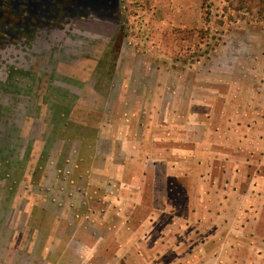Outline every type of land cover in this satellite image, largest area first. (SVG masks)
I'll list each match as a JSON object with an SVG mask.
<instances>
[{"label":"rangeland","instance_id":"obj_1","mask_svg":"<svg viewBox=\"0 0 264 264\" xmlns=\"http://www.w3.org/2000/svg\"><path fill=\"white\" fill-rule=\"evenodd\" d=\"M122 3L135 75L44 113L50 163L16 171L3 197L0 264H264V20L236 0ZM134 139L158 161L199 147L187 156L205 164L141 176L135 202Z\"/></svg>","mask_w":264,"mask_h":264},{"label":"flooded vegetation","instance_id":"obj_2","mask_svg":"<svg viewBox=\"0 0 264 264\" xmlns=\"http://www.w3.org/2000/svg\"><path fill=\"white\" fill-rule=\"evenodd\" d=\"M122 1L0 0V220L3 197L22 188L16 171L50 163L37 154L47 144L38 135L44 113L58 116L90 86L98 93L110 84L112 98L135 75Z\"/></svg>","mask_w":264,"mask_h":264},{"label":"crops","instance_id":"obj_3","mask_svg":"<svg viewBox=\"0 0 264 264\" xmlns=\"http://www.w3.org/2000/svg\"><path fill=\"white\" fill-rule=\"evenodd\" d=\"M192 114H194V113H192ZM192 135L193 134H190L188 136L191 137ZM192 141L197 142V139H193ZM152 144L154 145L153 142L151 144L148 143V145H147L148 149H144V148H147V147L146 146H142V144L138 143L135 139H134V143L132 144V148L134 149V156L138 155L139 157H146V159H147L143 163V166H142V169H141L142 172L138 171V182L136 184H128L129 188L134 192V195H132V196L129 195V198L132 197V199L135 202H137V199H139L140 201L142 200L140 198H135L138 194H140V192L143 191V189L140 188V183H139L140 180H142L140 178L141 176L143 178V181H145L146 178L148 177L146 175L148 173H153V175H154V177L152 179L153 181H161V180H163L166 177L170 178V180H171V178H173L174 176H180V175H184V174L188 177L189 174H187V172L192 170L190 168L191 167L190 164H193V165H196V164L197 165H202L203 164L202 166H204V164H205L204 158H203V160L200 163H199V161L195 163V161L192 160L193 157H188L187 156V155H190V156L194 155V156L197 157L199 155V147L196 149V151H190L189 153L187 151H183L184 149L172 148L174 151L173 152L171 151V154H174L177 150H180L179 151L180 154L178 156L175 155L176 158H171V156H170L169 158L165 157L162 160L158 161V159H156V157H154V153H152L150 151L152 148H154ZM138 149L140 150L139 152L137 151ZM142 151H145V153L147 155L146 154L143 155L142 153H140ZM147 151H149V152L147 153ZM169 153H170V150H169ZM183 165L185 166V168L182 169ZM160 166L162 167L161 169H159ZM121 168H122V166H120V169ZM188 168H190L189 171H188ZM199 176H200V174H199ZM198 192H199L198 189L197 190L193 189L192 192H190V194H188V197H186V198L190 199V203L189 204H191V203L195 204L196 203V205H197V202H198L199 198L204 197V192L201 193V191H200L199 194H198ZM234 194L236 195L235 192H234ZM227 197H228V199H227ZM230 197L231 196H226L224 194V196L221 199L222 203H220V206H222V208H225L228 205V203H230ZM240 198H241V196L237 195L235 198L233 197L231 199V201L234 202L233 201L234 199L240 200ZM198 212L199 211H197V213Z\"/></svg>","mask_w":264,"mask_h":264},{"label":"trees","instance_id":"obj_4","mask_svg":"<svg viewBox=\"0 0 264 264\" xmlns=\"http://www.w3.org/2000/svg\"><path fill=\"white\" fill-rule=\"evenodd\" d=\"M236 9L250 13H256L264 20V0H236ZM203 30H199V33ZM193 35V31H189Z\"/></svg>","mask_w":264,"mask_h":264}]
</instances>
